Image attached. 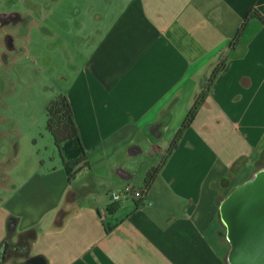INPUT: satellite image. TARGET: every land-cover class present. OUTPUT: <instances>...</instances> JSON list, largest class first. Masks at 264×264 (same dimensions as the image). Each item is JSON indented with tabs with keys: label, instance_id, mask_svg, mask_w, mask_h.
Segmentation results:
<instances>
[{
	"label": "crops",
	"instance_id": "0c3cea01",
	"mask_svg": "<svg viewBox=\"0 0 264 264\" xmlns=\"http://www.w3.org/2000/svg\"><path fill=\"white\" fill-rule=\"evenodd\" d=\"M114 6L60 89L89 165L73 179L60 156L42 157L26 176L0 171V264H230L220 205L264 169V26L252 20L227 45L252 8L264 14V0ZM128 185L144 197L113 202Z\"/></svg>",
	"mask_w": 264,
	"mask_h": 264
},
{
	"label": "rangeland",
	"instance_id": "374dc122",
	"mask_svg": "<svg viewBox=\"0 0 264 264\" xmlns=\"http://www.w3.org/2000/svg\"><path fill=\"white\" fill-rule=\"evenodd\" d=\"M113 7L114 0H0V14L16 13L13 21L22 25V31L14 22L8 27L19 35L14 52H7L0 31V171L26 176L42 157L59 161L46 128L47 106L62 93L70 66L106 29L111 19L100 15Z\"/></svg>",
	"mask_w": 264,
	"mask_h": 264
},
{
	"label": "trees",
	"instance_id": "16d2710c",
	"mask_svg": "<svg viewBox=\"0 0 264 264\" xmlns=\"http://www.w3.org/2000/svg\"><path fill=\"white\" fill-rule=\"evenodd\" d=\"M257 21L264 26V14L257 8H252L242 24L238 28L233 39L227 45L232 48L245 35L251 21ZM225 62L222 60L213 70L212 80L224 69ZM210 80V81H212ZM204 101V93L195 100L194 105L186 115L180 129L176 132L169 148V152L176 147L184 131L189 128L197 112ZM47 130L52 135L54 145L60 156L61 162L69 179H73L85 167L89 165L87 152L82 144L80 132L75 121L74 112L68 96L59 93L47 106ZM160 166L151 168L145 176V188L154 182ZM109 211H112L108 208Z\"/></svg>",
	"mask_w": 264,
	"mask_h": 264
},
{
	"label": "water",
	"instance_id": "95a60500",
	"mask_svg": "<svg viewBox=\"0 0 264 264\" xmlns=\"http://www.w3.org/2000/svg\"><path fill=\"white\" fill-rule=\"evenodd\" d=\"M220 214L231 247L230 264H264V169L232 190Z\"/></svg>",
	"mask_w": 264,
	"mask_h": 264
},
{
	"label": "flooded vegetation",
	"instance_id": "af4514ba",
	"mask_svg": "<svg viewBox=\"0 0 264 264\" xmlns=\"http://www.w3.org/2000/svg\"><path fill=\"white\" fill-rule=\"evenodd\" d=\"M15 15L13 13L11 14H0V31L5 32V38L1 41H3L4 47L7 50V52H14L17 50V46H16V39L17 37H19V35H17V32H9L8 27L14 22V27H17L15 25L18 24L19 29H21L22 31V25L21 23H16V21H13V16ZM8 30V31H7ZM21 35V34H20ZM1 44V42H0ZM6 52H4L3 54H5Z\"/></svg>",
	"mask_w": 264,
	"mask_h": 264
},
{
	"label": "built area",
	"instance_id": "2783aa9c",
	"mask_svg": "<svg viewBox=\"0 0 264 264\" xmlns=\"http://www.w3.org/2000/svg\"><path fill=\"white\" fill-rule=\"evenodd\" d=\"M130 196L142 199L144 197V190H136L134 187L128 185L121 191H113L111 193L113 202H120L129 198Z\"/></svg>",
	"mask_w": 264,
	"mask_h": 264
}]
</instances>
